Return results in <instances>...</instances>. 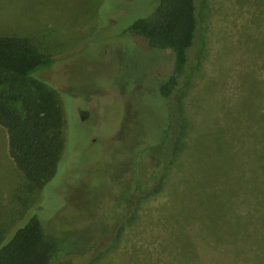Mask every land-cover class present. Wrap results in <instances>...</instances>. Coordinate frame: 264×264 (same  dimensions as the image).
I'll list each match as a JSON object with an SVG mask.
<instances>
[{
    "label": "rangeland",
    "instance_id": "rangeland-1",
    "mask_svg": "<svg viewBox=\"0 0 264 264\" xmlns=\"http://www.w3.org/2000/svg\"><path fill=\"white\" fill-rule=\"evenodd\" d=\"M151 2L0 0V37L25 39L57 59L34 76L59 92L65 120L58 171L43 189L17 168L0 126V243L37 216L64 242V258L54 264H264V185H251L261 207L252 195L244 202L248 187L228 186L245 137L257 129L247 141L261 144L264 0L199 1L201 29L185 96L178 98L185 113L175 107L178 121L183 114L187 120L189 148L176 157L161 148L168 121L158 93L174 55L128 32ZM81 112L88 113L84 120ZM163 158L167 173L159 186L153 177ZM131 194L133 201L121 205ZM192 207L216 226L209 238L205 229L196 234L181 255L176 243L191 227ZM165 215L176 221L163 224ZM222 216L225 222L216 224ZM92 244L83 256L67 255Z\"/></svg>",
    "mask_w": 264,
    "mask_h": 264
},
{
    "label": "trees",
    "instance_id": "trees-1",
    "mask_svg": "<svg viewBox=\"0 0 264 264\" xmlns=\"http://www.w3.org/2000/svg\"><path fill=\"white\" fill-rule=\"evenodd\" d=\"M199 1L152 0L149 13L138 17L128 27L130 34L145 39L152 50L170 51L174 55L173 69L158 89L166 102L168 123L161 133V148L166 157H176L182 150L186 153L189 148V143L183 142L187 134V120L183 114L181 122L178 121L179 108L175 107L180 104V110L185 113L184 103H179V99L185 96V80L201 29ZM56 63L54 56L41 53L25 39L0 37V126L7 132L9 155L15 165L26 180L40 189L57 174L64 150L65 120L59 92L34 75L52 69ZM176 118L177 123L174 122ZM259 128L261 144L255 143V140L247 141V138L257 137V129L252 130L250 137H245V145H241L243 155L237 157L240 166L229 176L228 186H234V192L248 187L244 202L254 198V202L258 201L261 207L262 197L257 196L256 189L253 188L255 193L251 189V185L255 188L259 185L263 190L264 185V124H260ZM178 129L181 130L179 134ZM249 129H252L251 126ZM235 149L234 154L237 152ZM166 162L167 158L160 161V170L153 177L159 186L167 170ZM251 174L255 177L248 176ZM235 181H239V184L232 185ZM138 186L136 192L140 190ZM240 196H236V203H241ZM220 220L225 222L224 216ZM63 245L62 239L48 234L40 219L33 216L9 241L6 239L0 243V264H54L64 258ZM93 245H90L89 251L76 249L67 255L83 256L93 250Z\"/></svg>",
    "mask_w": 264,
    "mask_h": 264
},
{
    "label": "crops",
    "instance_id": "crops-1",
    "mask_svg": "<svg viewBox=\"0 0 264 264\" xmlns=\"http://www.w3.org/2000/svg\"><path fill=\"white\" fill-rule=\"evenodd\" d=\"M7 139H8V137H7ZM168 197H170L169 193H168ZM199 201H200L199 199H196L197 206H199ZM192 203L195 204L194 202H192ZM192 208H195V207H192ZM196 209L197 208L191 210V214L189 216V221H190V223H192L191 227L185 228L184 234L182 235L183 237L180 238L181 243H180V241H177V243H176V247L179 249L178 251L180 253H182L181 255H186L188 253V251H190L193 248L195 240L197 239L198 236H200V232L203 233L204 229H205L206 232H207V234H206L207 236H203V235H205L204 233L201 236L209 238L210 235H208V234L216 226L214 222L210 221V218H209L208 221H205L204 219L200 218L204 214L203 213H201L202 215L200 213L198 214L197 211H194ZM174 219H176V218L170 217L168 215H165V220L163 221L164 222L163 224L170 225L171 221H173V222L176 221ZM180 219L181 218H179V220ZM173 222H172V225H171V229L173 230L172 232L176 231L178 235H181L182 232H178L179 231V227L174 225ZM194 222H196V223L200 222L199 226H197L196 223H194ZM221 223H224V221L220 220L216 224H221ZM229 229H232V228L230 227ZM198 231H199V233H198ZM193 234H195V237H193ZM196 234L197 235L199 234V235L196 236ZM180 245H181V248H180Z\"/></svg>",
    "mask_w": 264,
    "mask_h": 264
},
{
    "label": "flooded vegetation",
    "instance_id": "flooded-vegetation-1",
    "mask_svg": "<svg viewBox=\"0 0 264 264\" xmlns=\"http://www.w3.org/2000/svg\"><path fill=\"white\" fill-rule=\"evenodd\" d=\"M81 115H82V118H83V120L88 116V113L86 112H81ZM132 196H133V194H131V195H128V197L127 198H125V200H124V203H127L128 205H129V203H131V201H133L132 200ZM128 207V206H127Z\"/></svg>",
    "mask_w": 264,
    "mask_h": 264
}]
</instances>
